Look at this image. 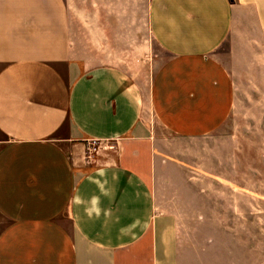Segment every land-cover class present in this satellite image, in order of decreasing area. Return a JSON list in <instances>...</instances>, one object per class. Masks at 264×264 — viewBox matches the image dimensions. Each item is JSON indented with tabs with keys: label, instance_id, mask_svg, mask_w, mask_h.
I'll list each match as a JSON object with an SVG mask.
<instances>
[{
	"label": "crops",
	"instance_id": "0c3cea01",
	"mask_svg": "<svg viewBox=\"0 0 264 264\" xmlns=\"http://www.w3.org/2000/svg\"><path fill=\"white\" fill-rule=\"evenodd\" d=\"M236 111L264 0H0V264H251Z\"/></svg>",
	"mask_w": 264,
	"mask_h": 264
},
{
	"label": "rangeland",
	"instance_id": "374dc122",
	"mask_svg": "<svg viewBox=\"0 0 264 264\" xmlns=\"http://www.w3.org/2000/svg\"><path fill=\"white\" fill-rule=\"evenodd\" d=\"M153 72L167 59L153 43ZM229 132L241 141V252L251 264H264V111H236Z\"/></svg>",
	"mask_w": 264,
	"mask_h": 264
},
{
	"label": "built area",
	"instance_id": "2783aa9c",
	"mask_svg": "<svg viewBox=\"0 0 264 264\" xmlns=\"http://www.w3.org/2000/svg\"><path fill=\"white\" fill-rule=\"evenodd\" d=\"M98 146L96 142H93L87 149V158L91 160L97 153Z\"/></svg>",
	"mask_w": 264,
	"mask_h": 264
}]
</instances>
